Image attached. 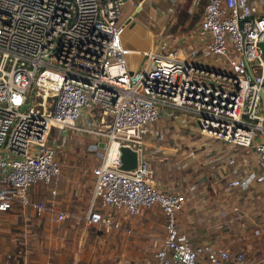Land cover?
Wrapping results in <instances>:
<instances>
[{
  "label": "built area",
  "instance_id": "1",
  "mask_svg": "<svg viewBox=\"0 0 264 264\" xmlns=\"http://www.w3.org/2000/svg\"><path fill=\"white\" fill-rule=\"evenodd\" d=\"M125 1L0 0V214L18 207L66 217L54 186L51 199L28 191L60 172L51 128L73 130L91 136L89 148L99 150L86 225L116 230L121 220L110 211L132 217L157 207L162 236L150 264H259L241 250L190 243L177 215L187 196L153 183L148 146L158 117L193 114L200 136L235 150L253 147L251 155L225 156L226 185L258 183L264 192V0H204L196 46L185 54L126 44L131 16L119 20ZM119 145L135 151L133 168H118ZM194 187L185 188L188 195Z\"/></svg>",
  "mask_w": 264,
  "mask_h": 264
},
{
  "label": "rangeland",
  "instance_id": "2",
  "mask_svg": "<svg viewBox=\"0 0 264 264\" xmlns=\"http://www.w3.org/2000/svg\"><path fill=\"white\" fill-rule=\"evenodd\" d=\"M203 1L134 0L135 5L132 6L126 0L120 7L119 20L128 15L131 18L123 33V41L143 49L156 47L161 51L166 47L176 54L180 49L185 54L193 46L191 41L194 40V29ZM188 22L191 25L187 26ZM160 30L161 33L158 34ZM185 114L170 111L167 116L158 117L149 126L154 134L150 138L154 147L148 146L152 150V177L162 182H196L192 197L177 214L179 228L188 234L211 233L217 239L224 237L220 234H227L224 238L236 245L244 242L254 245L253 242H256L264 247V193L252 190L247 196L244 190H228L223 188L226 184L224 178L220 179L222 186L213 191L211 185L198 179L208 175L213 183L217 178L215 174L219 176L223 172L226 155L234 156L237 152L251 155L253 147L235 150L221 141L202 137L192 126L195 122L194 115L189 114L185 118ZM52 130L48 143L57 151L60 172H65L68 180L77 183V186L71 185L68 192L75 193L79 189L90 193V167L99 160V150L89 148L92 137L73 130L62 133L57 129ZM176 163L181 164L179 169H175ZM174 185L176 186L175 183ZM174 190L188 195L183 187H175ZM206 190H209L208 193ZM221 192H224L229 198L228 203L232 202V205L218 206L216 201L208 200V197L216 198ZM238 198L240 199L237 201ZM56 201L59 208L65 211L61 202ZM79 204L83 206L80 212L68 207V215L61 221L46 215L38 216L28 208L23 211L16 207L12 211L1 213L0 264L151 263V254L162 236L163 218L157 207L148 209L156 211L158 218L150 214L149 218L153 222L143 230L137 228L144 221L142 215L126 217L110 211L111 215L121 217L120 227L105 231L102 226L85 224L82 217L87 205ZM94 204H97L96 201ZM231 206H236L237 209L232 210ZM195 226L196 229L193 228ZM145 233L152 234L153 238ZM154 239L157 243L153 242ZM243 252L246 254L244 248ZM252 255L256 259L264 257L257 252ZM259 264L262 263L259 261Z\"/></svg>",
  "mask_w": 264,
  "mask_h": 264
},
{
  "label": "crops",
  "instance_id": "3",
  "mask_svg": "<svg viewBox=\"0 0 264 264\" xmlns=\"http://www.w3.org/2000/svg\"><path fill=\"white\" fill-rule=\"evenodd\" d=\"M191 42L193 44L192 47H195L196 46L195 37H194V40L191 41ZM62 132L63 131H61V133ZM217 175L218 174H215V176L217 178H216L215 181H213V183H211L210 180L208 179L209 178L208 175L203 176V177H198V179L201 180L202 182L204 181L205 184H207V185H211L212 188H213V191H214V188H218L219 189L222 186V184L220 182V179H222V176H221V174L219 176H217ZM53 179L54 180H52L49 184L44 185V186L41 185V184L32 185L30 187L29 191H28L29 196L34 198V199H40V198L51 199L52 196L49 194L48 188L54 186L57 193H56V195L53 198L55 200H58V201L61 202L62 206L65 208V212H66L67 215H68V211L66 210V208L73 207L74 208L73 211L80 212V210L83 208V206L81 204H79V203H83V204H86L88 206V204L93 200L91 192L90 193H85L84 190L80 191L79 189H77L75 191V193H71L70 194L68 192L69 187L71 185H72V187L73 186H77V183L76 182H71L72 180H68L66 178V173L65 172H63V171L59 172V174ZM153 183H155V185L158 186L161 189L168 188V189H173V190H174L175 187H179V186L183 187L184 189L186 187H188L189 185L196 186V182L195 183H191V184H187V183H183L182 181L178 180L176 182H172L171 183L169 181L168 182L167 181L166 182H162L161 180H158L156 178H153ZM174 183L176 184V186L174 185ZM169 187H171V188H169ZM224 187L226 189H228V190L229 189L244 190L247 193V196L250 195L249 192H251L252 190H254V191L260 190V191H262L261 186L258 183L252 184L250 187H248L246 189L229 188L226 184L223 185V188ZM208 191L206 190L205 192L208 193ZM262 193H264V192H262ZM192 195H193V191H192L191 195H187L184 203H188L187 201H189V199L192 197ZM213 197L214 196L208 197V200L209 201H211V200L216 201V204L218 206L226 207L228 204L229 205L233 204L232 202L228 203V199L229 198H227V196H225L224 192L218 193L216 198H213ZM218 197L220 198L219 200H218ZM230 200L233 201L232 198ZM231 208H232V210L233 209H237L236 206H231ZM86 209H87V207H86ZM212 213H214V211ZM150 214H152L156 218H158V213L156 211H154V210H144L141 214L138 215V216L142 215V217L144 219L143 222H140L137 225V228L139 230L147 229L152 224L153 219L149 218ZM43 215L51 217V215H49L47 213H44ZM120 215L124 216L123 214H120ZM132 217H136V216H132ZM119 218H121V217H119ZM159 220H160V218H159ZM193 228L196 229V226L193 227ZM182 232H184V231H182ZM146 234L148 235L149 233H145V235ZM186 234H187L191 244H195V243H199V242H210V243H212V244H214L216 246H219V247H222V248H226V249H228L229 251H232V252L239 251V250H241L243 252V248H244V250L246 251L245 256H247L248 258H252L254 260L256 259V257L253 256L252 253L257 252V253H259L261 255H264V247H262L260 244H257L256 242H253L254 245H252V244H248V243L244 242L242 245H236V243H231V241L229 239L224 238V237H227V234H220V236H224V237H221V239H217L211 233L210 234H206V235H204V233H195V232L191 233V234H188V233H186ZM152 236L153 235L151 234L150 238H153ZM153 242L157 243V241L155 239L153 240ZM158 242H159V240H158ZM255 261H260L263 264L264 263V257H259Z\"/></svg>",
  "mask_w": 264,
  "mask_h": 264
},
{
  "label": "water",
  "instance_id": "4",
  "mask_svg": "<svg viewBox=\"0 0 264 264\" xmlns=\"http://www.w3.org/2000/svg\"><path fill=\"white\" fill-rule=\"evenodd\" d=\"M258 45H259L261 54L264 57V41H260ZM260 98H261V104L264 105V94H260ZM98 145L102 146V142H98ZM117 149L119 152L118 159L120 162V164L118 165V168L122 170H128V169L133 168L136 162L135 151L126 145H119Z\"/></svg>",
  "mask_w": 264,
  "mask_h": 264
},
{
  "label": "bare ground",
  "instance_id": "5",
  "mask_svg": "<svg viewBox=\"0 0 264 264\" xmlns=\"http://www.w3.org/2000/svg\"><path fill=\"white\" fill-rule=\"evenodd\" d=\"M151 48V47H150ZM116 150V146L114 143L112 144H109L108 148H107V151L112 154L114 151Z\"/></svg>",
  "mask_w": 264,
  "mask_h": 264
},
{
  "label": "trees",
  "instance_id": "6",
  "mask_svg": "<svg viewBox=\"0 0 264 264\" xmlns=\"http://www.w3.org/2000/svg\"><path fill=\"white\" fill-rule=\"evenodd\" d=\"M189 25H191V22H188V23H187V26H189ZM187 26H186V27H187ZM52 129H56V128H51L50 133H49L50 136H51L52 131H53ZM57 130H58V129H57Z\"/></svg>",
  "mask_w": 264,
  "mask_h": 264
}]
</instances>
